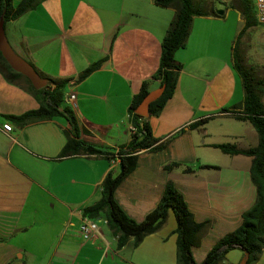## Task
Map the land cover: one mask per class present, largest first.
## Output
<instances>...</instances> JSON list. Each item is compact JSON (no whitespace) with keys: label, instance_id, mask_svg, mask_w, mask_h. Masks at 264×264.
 <instances>
[{"label":"crops","instance_id":"obj_1","mask_svg":"<svg viewBox=\"0 0 264 264\" xmlns=\"http://www.w3.org/2000/svg\"><path fill=\"white\" fill-rule=\"evenodd\" d=\"M223 10L220 17H193L185 46L174 53L182 69L172 97L158 116H143L155 138L169 140L160 151L140 152L136 167L114 192L123 212L141 222L158 204L166 183L173 182L194 221L208 222L191 249L195 264L241 224L256 197L251 157L224 154L214 146L246 149L258 142L248 121L222 112L243 99L233 67L243 21L235 9L232 21L229 9ZM173 15L172 8L152 0H45L7 21L3 31L12 52L39 74L68 79L64 99L75 95L67 105L80 138L115 152L131 139L127 109L142 82L148 81L149 92L159 88L151 77ZM102 59L98 69L76 82ZM37 107L21 84L8 83L0 73V264H177L171 210L135 247L130 238L117 248L103 220H97L93 242L83 239L82 209L100 199L103 178L118 164L101 155L59 157L69 131L64 117L24 126L7 118ZM204 118V124L188 127ZM6 121L12 125L9 133L2 129ZM171 163L177 166L164 168ZM225 258L218 264H239L244 257L235 249ZM254 264H264V250Z\"/></svg>","mask_w":264,"mask_h":264},{"label":"trees","instance_id":"obj_2","mask_svg":"<svg viewBox=\"0 0 264 264\" xmlns=\"http://www.w3.org/2000/svg\"><path fill=\"white\" fill-rule=\"evenodd\" d=\"M45 0H20L16 6L12 0H0V21L3 26L7 21L14 20L21 15L35 9ZM160 7L174 10L166 33L160 43L159 63L152 79L159 81L161 94L148 105V116H158L166 102L172 97L182 64L175 60L174 53L183 48L190 33L194 16H217L213 6L207 7L206 0H152ZM228 8V7H227ZM239 12L243 26L240 29L234 45V70L238 74L243 99L232 108L222 112L228 113L240 121H248L255 129L258 142L255 146L246 149L237 148L233 144L224 143L214 145L222 153L228 155H245L251 157L250 178L255 186L256 197L254 203L242 213L241 224L233 231L219 238L207 252L201 264H218L231 250H239L245 257V264H254L264 250V105L261 96L264 93V81L252 73L251 68L241 63L236 54L237 42L244 31L258 22L255 17L253 0H232L230 7ZM103 62L99 60L84 69L76 78L79 82ZM34 68V67H33ZM35 69V68H34ZM36 70V69H35ZM0 73L11 84H21V87L31 94L38 103L36 109L28 110L21 115L8 116L18 126L64 117L69 125L66 133V142L59 153V157L79 153L104 156L109 162L117 158L118 168L115 172L109 171L100 185V199L93 205L82 209V215L92 220L106 219L107 226L116 238L117 248H121L132 238L133 246H137L142 238L155 232L165 221L167 213L174 214L176 227V261L177 264H195L191 249L200 242L202 231L208 222L197 223L188 210L182 196L176 190L173 182L168 181L156 207L149 212L141 222L129 218L114 198V192L120 182L136 167L140 152L153 153L164 149L169 139L160 141L152 135L146 118L136 113L138 105L149 93L148 81L142 82L139 91L132 97L128 106L129 122L133 127L131 139L115 152H107L96 148L80 138V131L71 108L64 102V88L68 79L40 77L46 80V85L36 89L30 80L10 68L0 52ZM206 122V118L189 124L193 128ZM177 163L164 166L172 169ZM208 167V166H203ZM188 170V169H186Z\"/></svg>","mask_w":264,"mask_h":264},{"label":"rangeland","instance_id":"obj_3","mask_svg":"<svg viewBox=\"0 0 264 264\" xmlns=\"http://www.w3.org/2000/svg\"><path fill=\"white\" fill-rule=\"evenodd\" d=\"M231 1L232 0H206V5L209 7L215 3L216 10L218 11L228 7V15L232 21L236 17V11L229 8ZM236 54L243 65L251 68L256 78L264 81V24L257 23L244 31L237 42ZM262 98L264 99V94ZM64 102L66 105L68 104L65 99ZM225 261L226 258L222 262Z\"/></svg>","mask_w":264,"mask_h":264},{"label":"water","instance_id":"obj_4","mask_svg":"<svg viewBox=\"0 0 264 264\" xmlns=\"http://www.w3.org/2000/svg\"><path fill=\"white\" fill-rule=\"evenodd\" d=\"M221 13V12H219ZM3 24L0 21V52L10 66L12 70L18 72L24 76H26L34 88L39 89L46 85V80L42 79L37 71L33 68V66L26 61L22 60L18 56H16L12 50L10 49L3 31ZM162 92V88L159 87L158 89L149 92L147 96L142 100V102L138 105L136 109V113L141 116L148 115V105L151 101L155 100ZM239 264H245V257L240 261Z\"/></svg>","mask_w":264,"mask_h":264},{"label":"built area","instance_id":"obj_5","mask_svg":"<svg viewBox=\"0 0 264 264\" xmlns=\"http://www.w3.org/2000/svg\"><path fill=\"white\" fill-rule=\"evenodd\" d=\"M254 7H255V17L258 23L264 24V0H253ZM75 98V95L73 93H70L65 97V101L68 103L70 101H73ZM228 114V113H226ZM229 115V114H228ZM2 129L4 132L9 133L12 130V125L9 121H6L2 125ZM133 127L130 124V131H133ZM117 162V158H114V160L111 161V163ZM103 220L104 223L106 222V219H99ZM80 232L82 234V237L85 241H94V238L98 234V225L97 220H92L88 217H85L82 215V220L79 225Z\"/></svg>","mask_w":264,"mask_h":264}]
</instances>
